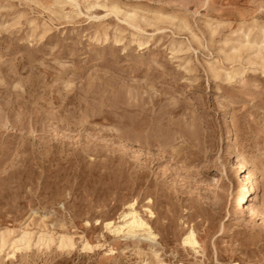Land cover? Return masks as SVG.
<instances>
[{
	"label": "rangeland",
	"instance_id": "1",
	"mask_svg": "<svg viewBox=\"0 0 264 264\" xmlns=\"http://www.w3.org/2000/svg\"><path fill=\"white\" fill-rule=\"evenodd\" d=\"M76 2L0 0V264H264V0Z\"/></svg>",
	"mask_w": 264,
	"mask_h": 264
},
{
	"label": "bare ground",
	"instance_id": "2",
	"mask_svg": "<svg viewBox=\"0 0 264 264\" xmlns=\"http://www.w3.org/2000/svg\"><path fill=\"white\" fill-rule=\"evenodd\" d=\"M71 2H76V0H70ZM110 11H112L113 13L117 14L120 9L117 6H110ZM124 20L130 24L131 26H133L135 29H139L142 30L138 24L136 23V13L132 12H124ZM155 19H159V18H155ZM264 37V35H263ZM248 184V178L246 176H243L240 178V187L244 189L243 193L240 195L241 197H239V202L237 204L238 208H243L245 205H242L241 202L246 199V197L249 196V194L251 193V189L252 186L249 185V187H245ZM257 186V183H256ZM150 212V211H149ZM151 213V212H150ZM121 221L117 224H115L112 221H107L105 223V227L107 228V230L112 233V234H119V233H123V234H132L136 233L138 231H142L144 233H146L147 237L149 239H154V237L156 236L155 233H153V231H151V227L149 226V224L141 217V215L139 214V212L136 211L134 203L133 202H129L126 205V210L123 211L121 214ZM11 235V230H6V231H0V252L4 249V247L8 244L9 246H11V255H13V253L15 252V250H19L22 248L27 247V245L29 244V239H30V235L28 232H23L21 234V236L19 238L16 239H11L9 238ZM45 239V241H47L48 243L51 242V238H49L46 234L41 233L38 236V240H42ZM183 243L191 246L192 248L197 247L198 241L194 236V233L192 230L188 231L182 239ZM58 246L60 248H71L73 246V239L71 237H68L66 235H59L58 236ZM97 245H90L87 240L83 242V248L86 249H91L92 247H96Z\"/></svg>",
	"mask_w": 264,
	"mask_h": 264
}]
</instances>
